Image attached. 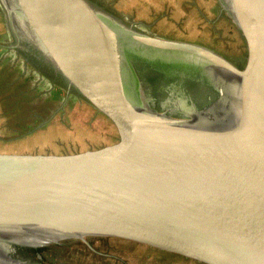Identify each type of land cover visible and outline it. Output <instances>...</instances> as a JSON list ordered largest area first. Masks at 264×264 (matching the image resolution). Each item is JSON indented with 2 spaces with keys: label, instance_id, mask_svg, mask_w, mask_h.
<instances>
[{
  "label": "water",
  "instance_id": "obj_1",
  "mask_svg": "<svg viewBox=\"0 0 264 264\" xmlns=\"http://www.w3.org/2000/svg\"><path fill=\"white\" fill-rule=\"evenodd\" d=\"M1 1L11 27L115 134L79 147L0 146V239L115 237L204 264H264V0H225L242 62L90 0ZM175 65L216 80L219 102L156 105L140 70L168 79ZM27 249L0 244V264H57Z\"/></svg>",
  "mask_w": 264,
  "mask_h": 264
},
{
  "label": "rangeland",
  "instance_id": "obj_2",
  "mask_svg": "<svg viewBox=\"0 0 264 264\" xmlns=\"http://www.w3.org/2000/svg\"><path fill=\"white\" fill-rule=\"evenodd\" d=\"M90 1L143 31L199 43L239 62L245 54L241 31L225 0ZM14 28L0 0V146L79 147L113 138L108 118L69 90L30 37ZM155 82L172 95L155 93L149 88ZM145 90L156 105L170 98L175 108L196 104L208 109L219 102L216 80L197 77L191 67L175 65V74L168 79L160 71V78L147 82ZM31 239L1 237L0 244L30 248L32 254L44 253L43 259L57 264H204L122 238L68 237L39 243L34 249L30 245L38 243Z\"/></svg>",
  "mask_w": 264,
  "mask_h": 264
},
{
  "label": "flooded vegetation",
  "instance_id": "obj_3",
  "mask_svg": "<svg viewBox=\"0 0 264 264\" xmlns=\"http://www.w3.org/2000/svg\"><path fill=\"white\" fill-rule=\"evenodd\" d=\"M140 74H141V79L143 80V82L145 83V85L147 84V82L153 80H157L158 78H160V71H157L155 69H152V68H144V69H141L140 70ZM163 74V73H162ZM164 75V74H163ZM153 85L150 86L149 88L150 89H154L155 93H166V89H163V90H159V86L160 85H157L159 84L158 83H152ZM192 90V88H191Z\"/></svg>",
  "mask_w": 264,
  "mask_h": 264
},
{
  "label": "bare ground",
  "instance_id": "obj_4",
  "mask_svg": "<svg viewBox=\"0 0 264 264\" xmlns=\"http://www.w3.org/2000/svg\"><path fill=\"white\" fill-rule=\"evenodd\" d=\"M64 235H59V234H54L53 236H50V237H44V236H42V237H40V236H38V237H33V239H31V241L32 242H36V243H42V244H44V243H47V241L48 240H50V239H55V240H57V239H63V238H65V236L63 237ZM63 237V238H62ZM79 237V236H78ZM80 237H82V236H80ZM35 238V239H34ZM85 238V237H84Z\"/></svg>",
  "mask_w": 264,
  "mask_h": 264
}]
</instances>
